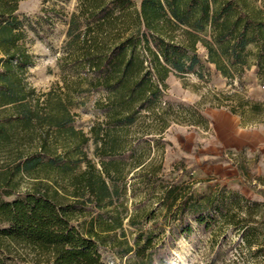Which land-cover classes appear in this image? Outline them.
<instances>
[{
  "label": "trees",
  "instance_id": "16d2710c",
  "mask_svg": "<svg viewBox=\"0 0 264 264\" xmlns=\"http://www.w3.org/2000/svg\"><path fill=\"white\" fill-rule=\"evenodd\" d=\"M19 1L0 0V106L12 105L15 119L30 133L36 123L53 128V134L63 133L85 168L70 172L67 162L59 165V158L51 157L43 161L41 153L19 157L11 175L21 171L37 180L25 193H2L13 195L12 199L0 197V252L12 255L10 264H101L98 246L102 233L121 227L125 219L137 230L133 243L123 250L133 255L130 264H166L175 229L181 226L188 232L191 221L205 228L212 223L225 224L240 233L247 248L258 243L264 221L258 227L250 226L254 222L251 210L239 216L237 199L230 200L235 209L223 207L219 195L211 190L199 194L192 184L176 182L159 185L158 200L165 207L171 229L165 238L153 230L143 231L135 212L116 217L106 213L107 219L100 213L96 225L93 220L88 224L80 221L77 215L85 214L84 209H101L119 199L116 184L108 181L114 179L111 171L117 168L102 159L97 167L86 157L79 146L91 138L68 126L73 118L61 97L46 99L42 113L38 100L33 102L34 89L23 81V72L33 59L21 43L24 32L17 15ZM260 1L257 5L258 0H140L137 6L134 0H77L60 61L73 75L80 80L89 78L90 87L106 94L104 105L109 107L106 114L110 120L131 122L134 102L152 101L169 71L184 74L194 70L200 62L199 42L206 50L207 63L225 77L235 73L241 77L250 58L260 77L264 76V0ZM64 93L69 95V91ZM101 103L96 101L97 106ZM248 104H237L240 114ZM262 105L255 103L249 108L259 112ZM231 111L239 113L234 107ZM89 132L100 158L106 150L116 149L115 141L105 140L107 134L101 135L95 126ZM39 148L50 152L44 145ZM146 165L143 161L136 167L141 170ZM50 168L56 169L66 182L64 186L36 176Z\"/></svg>",
  "mask_w": 264,
  "mask_h": 264
},
{
  "label": "rangeland",
  "instance_id": "374dc122",
  "mask_svg": "<svg viewBox=\"0 0 264 264\" xmlns=\"http://www.w3.org/2000/svg\"><path fill=\"white\" fill-rule=\"evenodd\" d=\"M134 1L138 6L140 0ZM76 2L21 0L17 15L24 32L21 43L33 59L23 72V81L34 89L31 96L33 102L40 103V113L46 99L61 97L73 118L68 126L91 138L79 146L86 157L97 167H101L102 159L117 168L111 171L114 179L108 181L116 184L119 199L101 209L83 207L85 214L77 215L80 221L88 224L93 220L96 225L100 213L102 219H107L106 213L116 217L118 213L135 212L143 231L153 230L165 238L171 229L165 207L158 200L159 185L176 182L192 184V190L199 194L211 190L219 195L223 207L235 209L230 200L237 199L239 216L250 209L254 222L249 225L260 226L264 221V105L259 112L249 107L264 104V76L257 73L252 58L241 77L236 73L225 77L215 65L207 63L206 50L199 42L196 50L200 62L194 70L184 74L169 71L159 82L160 92L152 101L134 102L129 112L131 122H114L106 114V94L90 87L89 78L80 80L73 75L60 61ZM96 101L102 105L97 106ZM247 101L240 114L237 104ZM233 107L239 113L231 111ZM33 125L30 133L15 119L12 105L0 106V197L4 191L25 193L37 180L21 171L11 175L20 163L19 157L41 153L43 161L51 157L59 158V165L67 162L70 172L79 173L85 168L78 159L81 157L71 149L73 144H66L63 133L53 134L54 129L44 123ZM93 126L101 135L107 134L105 140L116 144V149L106 150L101 158L89 132ZM41 145L50 152L44 153ZM143 161L147 165L139 170L136 166ZM45 175H49L48 180ZM36 176L59 187L66 183L52 168ZM2 197L12 199L13 195ZM126 222L123 220L122 226L112 232L102 233L98 246L101 264H130L133 255L123 250L133 243L137 230ZM220 224L205 228L191 221L188 232L177 227L175 239L168 243L166 264H264V232H258V243L247 248L239 232ZM9 249L15 255L16 250L11 246ZM11 256L0 252V264H10Z\"/></svg>",
  "mask_w": 264,
  "mask_h": 264
}]
</instances>
